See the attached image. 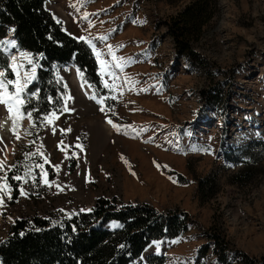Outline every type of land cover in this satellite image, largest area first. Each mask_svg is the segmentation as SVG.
<instances>
[{"label": "rangeland", "instance_id": "374dc122", "mask_svg": "<svg viewBox=\"0 0 264 264\" xmlns=\"http://www.w3.org/2000/svg\"><path fill=\"white\" fill-rule=\"evenodd\" d=\"M190 1L47 0L65 30L93 49L117 103L106 114L99 103L105 96L69 65L60 70L66 110L51 124L45 120L40 133L31 131L32 120L20 106L24 118L17 119L14 134L7 106L0 104V184L8 185L0 193V239L21 213L72 215L91 210L99 197L117 196L161 211L180 208L193 220L177 239L151 243L139 264H149L151 255H165L163 264H222L211 252L196 261L213 227L229 240L235 256L229 264H264V158L254 164L258 176L243 185L237 174L244 164L225 157L233 145L264 141V96L251 100L247 78L264 35V0L217 1L215 19L194 45L209 63L204 70L177 54L165 25ZM20 58L23 80L33 68L35 76L36 59L29 53ZM217 82L227 105L207 103L201 94ZM109 120L118 128L111 131ZM247 123L251 130L239 129ZM209 176L218 191L204 199L199 181Z\"/></svg>", "mask_w": 264, "mask_h": 264}, {"label": "trees", "instance_id": "16d2710c", "mask_svg": "<svg viewBox=\"0 0 264 264\" xmlns=\"http://www.w3.org/2000/svg\"><path fill=\"white\" fill-rule=\"evenodd\" d=\"M218 0H191L166 20L167 32L173 38L177 54L184 57L191 68H209L208 61L194 46L201 40L204 29L217 15ZM14 31L22 50H29L37 61L34 78L21 93V108L31 113V131L40 133L45 117L65 110L67 85L60 70L73 65L84 82L90 83L110 115L117 100L112 96L100 75V64L90 45L69 34L63 22L55 19L47 7V0H0V40ZM0 67L3 81L15 82V73L8 55L0 48ZM14 92L15 83L8 85ZM207 103L227 105L224 88L217 82L203 88ZM33 138H37L34 136ZM227 160L242 162L238 182L247 185L258 176L256 163L263 161L264 141L250 140L226 152ZM202 198L217 194L216 179H200ZM210 189L211 193H206ZM18 198V193L14 195ZM191 215L183 209L159 210L150 203L124 202L120 197H99L91 210H79L72 215L32 217L20 214L12 223L7 236L0 239V264H139L154 241L174 240L189 230ZM208 242L201 246L196 261L209 252L222 264L235 257L227 236L220 227L206 232ZM244 261L253 260L239 252ZM165 255H151L150 264H163Z\"/></svg>", "mask_w": 264, "mask_h": 264}, {"label": "snow or ice", "instance_id": "6c2138e0", "mask_svg": "<svg viewBox=\"0 0 264 264\" xmlns=\"http://www.w3.org/2000/svg\"><path fill=\"white\" fill-rule=\"evenodd\" d=\"M101 39H106L105 37H102ZM97 55L99 56V53H97ZM115 59V57H114ZM103 63V62H102ZM117 67H122V65H120L119 63H117L116 65ZM34 72L35 69H32V76H28L27 80L25 81V83L21 84L19 79H17L15 82L12 80H8L7 84H5L2 80H0V89H4L3 92H0V104H5L7 106L8 112L10 113L9 119H12L13 121V128L12 131L14 132V134L16 133V127H17V119H23V114L20 113V106L24 103V101L22 99H20V95L21 93L24 91V88L27 85V82L30 81L32 78H34ZM3 73H0V77H3ZM19 75V74H18ZM15 83L16 87H15V92H8L7 91V85H11ZM107 86V84H106ZM99 103H103V100L99 101ZM66 110V109H65ZM104 109L101 108V111H103ZM28 118L31 119V113L28 114ZM54 118H58L56 117L55 113H52L49 117H45V120L47 121V123L51 124L53 122ZM108 123L112 124V121L109 120ZM114 128H118L117 125L113 124ZM63 131V130H62ZM70 131V129H69ZM53 132H55V129L53 128ZM17 139H19V135L17 134ZM47 162V161H46ZM2 163H0V167H2ZM41 169H43V166L40 165ZM14 179L20 180L21 177L16 176L14 177ZM45 183H48V181L45 179L44 181ZM8 191V185L5 182L4 184H0V193H5ZM25 193L23 192V190H21V195H24ZM11 198V197H9ZM3 203V198L2 195H0V205H2Z\"/></svg>", "mask_w": 264, "mask_h": 264}, {"label": "built area", "instance_id": "2783aa9c", "mask_svg": "<svg viewBox=\"0 0 264 264\" xmlns=\"http://www.w3.org/2000/svg\"><path fill=\"white\" fill-rule=\"evenodd\" d=\"M259 36V39L262 40L261 45L255 52V55L251 57V65L247 71V78L250 86L248 88H250L251 97H253L251 100L255 102L260 101L264 96L263 94L261 95V90H264V35ZM236 124L238 123H235V125ZM250 126L251 124L247 123V125L240 127L239 129L243 128L245 131L251 130L252 127L249 129Z\"/></svg>", "mask_w": 264, "mask_h": 264}, {"label": "bare ground", "instance_id": "6f19581e", "mask_svg": "<svg viewBox=\"0 0 264 264\" xmlns=\"http://www.w3.org/2000/svg\"><path fill=\"white\" fill-rule=\"evenodd\" d=\"M2 46L5 48L6 52H8L10 59H11V63H12V65L11 64L10 65L16 68L17 74H19L18 79H19L20 83L23 84L24 83L23 77L25 76L24 73H26V72H25V70L21 69V64H22L21 61L22 60H21L20 56H22L23 53L18 52L15 49V47L18 46V40L16 39V37L10 35L9 37L6 38V41L1 44V47ZM1 72H3V69L0 67V73ZM4 83H5V81H4ZM3 91H4V89H1V92H3ZM7 91H8V88H7ZM1 124H2V127L6 128V129L8 128V126H10L9 120L7 118H4L1 122ZM108 126L110 127V129L112 131L113 123L112 124L108 123ZM98 132L99 133L100 132L105 133L102 130L98 131ZM102 133H101V136H102ZM1 161H2V158L0 157V162Z\"/></svg>", "mask_w": 264, "mask_h": 264}, {"label": "water", "instance_id": "95a60500", "mask_svg": "<svg viewBox=\"0 0 264 264\" xmlns=\"http://www.w3.org/2000/svg\"><path fill=\"white\" fill-rule=\"evenodd\" d=\"M11 35L12 36H14L15 37V34H14V31H12L11 32ZM17 38V37H16ZM6 41V39H3V40H0V46H1V44L3 43V42H5ZM15 49L18 51V52H28L27 50H22L21 48H20V46H19V43H18V46H16L15 47ZM32 53V52H31ZM21 57V56H20ZM4 72V71H3ZM3 72H1V73H3ZM23 78H25V77H23ZM17 79V78H16ZM16 79H15V81H16ZM0 80H2V77H0ZM3 81V80H2ZM26 80L24 79V82H25ZM4 82V81H3ZM6 83V82H5ZM26 88V87H25ZM25 88H24V90H25Z\"/></svg>", "mask_w": 264, "mask_h": 264}]
</instances>
